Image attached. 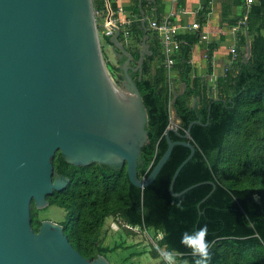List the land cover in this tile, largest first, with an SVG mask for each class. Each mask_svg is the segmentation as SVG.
<instances>
[{"label":"trees","instance_id":"trees-1","mask_svg":"<svg viewBox=\"0 0 264 264\" xmlns=\"http://www.w3.org/2000/svg\"><path fill=\"white\" fill-rule=\"evenodd\" d=\"M93 1L96 18L105 20L106 0ZM154 2L133 0L128 8L136 17L127 28L129 39H125L123 25L118 35L135 65L142 57L137 45L146 37L152 38L151 53L145 55L142 67L130 70L148 111V142L142 149L139 176L148 177L166 152L167 130L175 111L180 123L177 131H170L171 139L191 142L196 151L181 170L174 190L179 193L202 184L181 196L171 193L176 170L191 154L184 145L175 146L156 180L145 188L131 182L126 166L74 165L58 151L53 158L55 171L69 181L64 189L48 196L49 206L66 210L61 225L74 247L89 259L116 248L104 246L101 236L106 219L115 216L132 226L162 233L157 247L174 249L183 264H193L194 258L180 243L182 234L205 225L207 239L213 245L210 264H264V0L252 4L248 13L250 59L243 61L248 39L242 34L237 66L218 78L215 86L207 76L198 75L192 64L198 34L183 36L172 70L177 75L169 82L164 46L148 21L145 26L142 23V10L146 13L152 6L161 7V0ZM204 2L202 20L206 19L211 0ZM111 7L117 13L116 0H111ZM104 20L98 23L99 32L109 44H114L105 35ZM217 45L208 46L207 75L213 72ZM182 84L185 89L179 93ZM195 120L203 124H194L190 138H182L180 134L184 135ZM38 212L32 202L31 217L36 231L42 225Z\"/></svg>","mask_w":264,"mask_h":264},{"label":"water","instance_id":"water-1","mask_svg":"<svg viewBox=\"0 0 264 264\" xmlns=\"http://www.w3.org/2000/svg\"><path fill=\"white\" fill-rule=\"evenodd\" d=\"M118 35L112 42L127 54ZM247 37L245 62L252 55L248 32ZM100 40L93 0H0V264H110L104 255L83 256L59 223L45 220L39 231L33 227L32 202L49 205L48 196L69 181L55 171L58 151L74 165L126 166L131 182L145 188L175 146L184 145L191 154L176 170L171 193L181 196L202 184L174 190L196 148L173 141V125L166 152L140 178L148 111L131 67L124 66L126 90L113 79ZM144 58L142 53L139 68ZM196 123L203 124L191 122L180 136L190 138Z\"/></svg>","mask_w":264,"mask_h":264},{"label":"crops","instance_id":"crops-1","mask_svg":"<svg viewBox=\"0 0 264 264\" xmlns=\"http://www.w3.org/2000/svg\"><path fill=\"white\" fill-rule=\"evenodd\" d=\"M148 1L150 3H155L154 0ZM116 2L118 7H124L125 9V14L121 16L122 19H125L126 17H136L128 8L132 5L133 0H130L128 3L126 0V4L123 3L124 0H116ZM204 3V0H177L176 2L173 0H161V7L158 8L152 6V8H149L146 13L142 10L141 14L142 16L145 14L149 27L150 23L161 22L164 18L173 14L175 22L187 26V29L184 30V35L198 34L199 42L193 47L192 64L198 75H201L202 77L207 76L212 85H216L218 78L224 76L225 68L229 63L231 56L230 49L233 46H236L238 52H240L242 34H245L247 37V27L245 29L236 28L244 13L239 10L235 11L241 7L245 9L247 0H211L210 6L207 7L209 12L204 15L206 19L202 20L200 15L204 14ZM181 10L192 11L193 14H183L181 13ZM196 21L201 23V28L197 30L191 28L192 24ZM152 31L157 33L161 41L159 35L160 32ZM149 42L152 43V40H149ZM212 43H217L218 48L213 52V72L211 75H207L208 46ZM247 46L248 44L245 47V56L247 54ZM237 62L239 61H236L234 66H237ZM234 68L235 67H233V69ZM173 74V76L176 77L177 73L174 72ZM184 89L185 84H182L179 93H182ZM197 101L198 98L194 100V103L196 104Z\"/></svg>","mask_w":264,"mask_h":264},{"label":"rangeland","instance_id":"rangeland-1","mask_svg":"<svg viewBox=\"0 0 264 264\" xmlns=\"http://www.w3.org/2000/svg\"><path fill=\"white\" fill-rule=\"evenodd\" d=\"M129 1L130 0H127V3ZM256 1L258 0H254L253 3ZM123 3L126 4V0H124ZM238 10L244 14L247 12L243 7L235 11ZM103 20V17L96 18L97 26L102 24L101 22ZM159 35L162 37L161 33ZM100 39L102 55L113 79L122 90H126L128 80L124 74V66L127 65L131 67L130 70L134 69L136 71L139 69L141 60L136 65L133 60L128 62L130 57L120 46L109 44L101 33ZM149 40H151V38L146 37L139 45H137L140 48L141 53H145V55L150 53L149 44L151 42H149ZM144 42L146 43L144 44ZM131 44L132 42L129 40L128 46H131ZM123 58H125L124 61ZM244 60L245 57L243 61ZM173 73L174 72H172V76L174 75ZM175 114V111H173L172 125L178 127L180 120H177ZM36 209L39 210L37 215L38 219L42 222L45 220H51L61 224L65 220L67 213L64 208L59 206L47 205L39 208L36 206ZM101 236L104 246L111 249L116 247L114 251H110L107 254H101L109 260L110 264H163L161 257H155V249L157 248L158 241L162 237V233L153 228L146 229L135 227L125 223L121 217L111 216L106 219Z\"/></svg>","mask_w":264,"mask_h":264},{"label":"built area","instance_id":"built-area-1","mask_svg":"<svg viewBox=\"0 0 264 264\" xmlns=\"http://www.w3.org/2000/svg\"><path fill=\"white\" fill-rule=\"evenodd\" d=\"M176 2L177 0H173ZM254 0H247L246 7L247 12L243 15V17L239 20V23L237 24V29H245L248 24V13L251 8V5L253 4ZM181 13L183 14H193L192 11L187 10H181ZM125 14L124 7H118L117 13L113 11L111 7V1L106 0V17L103 23L105 35L114 38L115 36L120 34V26H125V39H129V31L127 28L131 26L133 23V19L131 17H126L125 19H122L121 16ZM142 20L146 21V16L142 18ZM150 27L152 30L160 32L162 34L161 41L164 46V65L165 68L169 72V82H171L172 77V70L174 68V65L176 63L175 55L177 54L178 50L180 49V46L182 45L183 36H184V30L187 29L186 25L177 23L174 21V15L171 14L170 16L164 18L161 22H152L150 23ZM192 29H200L201 24L199 21H196L191 26ZM230 60L227 64L224 76H226L229 71L232 69L234 63L239 59V52L236 46H233L230 49ZM215 86V85H214ZM175 127V126H174ZM177 128V127H175Z\"/></svg>","mask_w":264,"mask_h":264},{"label":"clouds","instance_id":"clouds-1","mask_svg":"<svg viewBox=\"0 0 264 264\" xmlns=\"http://www.w3.org/2000/svg\"><path fill=\"white\" fill-rule=\"evenodd\" d=\"M207 225L192 232H184L180 243L188 250L194 258L193 264H210L212 259V242L207 239ZM156 252L162 258L163 264H183L174 249L157 247Z\"/></svg>","mask_w":264,"mask_h":264},{"label":"bare ground","instance_id":"bare-ground-1","mask_svg":"<svg viewBox=\"0 0 264 264\" xmlns=\"http://www.w3.org/2000/svg\"><path fill=\"white\" fill-rule=\"evenodd\" d=\"M126 92V91H125Z\"/></svg>","mask_w":264,"mask_h":264}]
</instances>
